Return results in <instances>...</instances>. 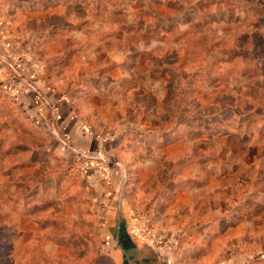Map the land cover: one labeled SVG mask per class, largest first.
I'll return each mask as SVG.
<instances>
[{
    "label": "rangeland",
    "instance_id": "rangeland-1",
    "mask_svg": "<svg viewBox=\"0 0 264 264\" xmlns=\"http://www.w3.org/2000/svg\"><path fill=\"white\" fill-rule=\"evenodd\" d=\"M170 1L167 9H159L160 17L152 21L153 31L137 54L134 64L138 66H133V71L138 83L120 95L123 99L137 95L143 105L141 112L134 113V100H127L131 102L127 120L156 132L183 121L205 124L222 133L244 128L249 115L264 111V0L163 2ZM144 13L145 17L152 14ZM96 19L89 22L94 28L99 25ZM6 25L0 21V27ZM12 58V54L0 53V264H121L111 249V240L116 242V238L105 237L109 210L115 206L120 210V201L131 210L127 218L142 225L134 231L154 249H162L160 258L168 264H238L236 256H247L255 242L248 238L239 243L230 235L238 229L224 217L226 203L216 202L213 194L201 192L193 215L182 200L170 210L167 189L172 158L185 152L179 149L186 145L191 146V153L216 154L218 136L214 141H179L160 149L142 147L132 155L136 166L130 164L132 158L127 166L117 158L129 173L128 192H113L112 183L106 180L99 192L91 176L92 166L100 165L106 172L111 153L80 147L63 134L59 145L63 153L69 150L68 159L34 154L38 139L17 123L22 115L11 86L23 85L20 94H33L44 108L49 105L52 118L60 112L61 100L50 102L35 94L37 72L22 73ZM34 65L42 68L41 63ZM39 79L51 89L57 83L53 75ZM114 118L112 115L110 120ZM91 128L83 126L82 131L89 133ZM62 143H68L72 151ZM80 174L91 177L83 181ZM62 175L63 187L59 181ZM140 178L143 187L136 192L131 188ZM40 187L52 192H40ZM210 220L222 227L221 231ZM254 246L259 250L258 242ZM148 259L146 264L155 261Z\"/></svg>",
    "mask_w": 264,
    "mask_h": 264
},
{
    "label": "crops",
    "instance_id": "crops-1",
    "mask_svg": "<svg viewBox=\"0 0 264 264\" xmlns=\"http://www.w3.org/2000/svg\"><path fill=\"white\" fill-rule=\"evenodd\" d=\"M163 1L0 0V21L7 22L5 28L0 27V53L12 54L17 68L26 75L37 72L39 78L45 79L53 75L57 83L52 89L37 78L35 94L50 102L61 100L60 112L52 118L49 105L45 106V113L44 106L35 101L33 94H20L23 87L12 85V96L18 101L22 115L18 116L17 123L37 137L38 149L34 154L68 159L69 150L65 153L60 150L59 138L63 134L80 147L100 148L111 153V165L106 168L107 173L110 171L109 179L105 178L106 172L100 165L93 166L91 176L99 192H102L100 185L106 181L112 183L113 192L121 189L128 192L129 173L124 165L127 166L128 159L142 147L160 149L179 141H214L218 136L216 154L191 153V146L186 145L179 149L185 152L176 153L172 158V178L167 189L172 202L170 210L174 211L182 200L184 206L189 204L186 210L193 215L201 192L213 194L216 202L226 203L224 217L226 221L231 219L238 229L230 235L239 243L251 238L254 245L260 244L259 250L252 244L247 256H236L238 264H264V111L253 113L256 117L249 115L244 128L226 133L185 121L174 122L169 130L156 132L143 128L136 120L137 123L127 120L130 101L134 100V113L141 112L143 105L137 101V95L129 99L120 95L126 87L138 83L133 71L138 65L134 63L143 49L142 44L146 43L145 37L153 31L152 21L160 17L159 9H167L171 3ZM127 9L132 13H124ZM148 11L152 14L145 17L144 12ZM95 19L99 23L96 28L89 23ZM163 31L167 32L165 28ZM36 62L41 63L42 68L34 65ZM112 115H115L113 122ZM248 123L255 125L248 126ZM84 124L92 127L89 133L82 131ZM134 162L132 158L130 164L135 165ZM62 176L61 187L65 180ZM80 176L83 181L91 177ZM141 181V178L137 180L131 189L138 192L143 187ZM47 191L52 192L48 187H40V192ZM194 192L198 195L193 197ZM123 204L126 226L130 223L137 228L136 221L127 218L131 210L125 202ZM212 221L213 227L221 231L222 227ZM258 253L261 254L256 260Z\"/></svg>",
    "mask_w": 264,
    "mask_h": 264
},
{
    "label": "water",
    "instance_id": "water-1",
    "mask_svg": "<svg viewBox=\"0 0 264 264\" xmlns=\"http://www.w3.org/2000/svg\"><path fill=\"white\" fill-rule=\"evenodd\" d=\"M123 203V201H120V210L117 206L109 210V216L105 224L109 238H116V242L115 239L111 240V246H113L111 249L117 257V260L121 264H130L131 261L132 264H146L149 261L148 258H150V260H155L154 262L150 261L151 264H168L164 259L160 258L163 255V252H161L162 249L156 250L149 243L145 242L134 231V227L130 223L128 227L126 224L124 225L127 219L123 211ZM113 209H115L114 212ZM114 235L116 237H113ZM117 244L120 246H117ZM133 249L136 250L135 254L132 252ZM147 249L150 253H144Z\"/></svg>",
    "mask_w": 264,
    "mask_h": 264
},
{
    "label": "trees",
    "instance_id": "trees-1",
    "mask_svg": "<svg viewBox=\"0 0 264 264\" xmlns=\"http://www.w3.org/2000/svg\"><path fill=\"white\" fill-rule=\"evenodd\" d=\"M21 86H23V85H21ZM21 88H22V87H21ZM59 120H60V114H59L58 121H59ZM92 167H93V166H92ZM129 215L131 216V212L129 213ZM131 218H132V217H131ZM134 220H135V219H134ZM135 221H136V220H135ZM135 223H136V227H139V226H140V225H139V224H140L139 221H138V222L136 221ZM103 231H104V230H103ZM106 231H107V230H106ZM105 237H106L107 240H108L109 236L106 235ZM257 258H259V257H258V256H255V257H254V259H256V260H257Z\"/></svg>",
    "mask_w": 264,
    "mask_h": 264
},
{
    "label": "built area",
    "instance_id": "built-area-1",
    "mask_svg": "<svg viewBox=\"0 0 264 264\" xmlns=\"http://www.w3.org/2000/svg\"><path fill=\"white\" fill-rule=\"evenodd\" d=\"M67 149H69L70 148V151H72L71 150V147H70V145L68 144V143H62Z\"/></svg>",
    "mask_w": 264,
    "mask_h": 264
}]
</instances>
